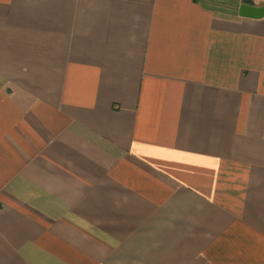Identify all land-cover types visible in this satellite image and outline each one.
<instances>
[{"label": "crops", "instance_id": "0c3cea01", "mask_svg": "<svg viewBox=\"0 0 264 264\" xmlns=\"http://www.w3.org/2000/svg\"><path fill=\"white\" fill-rule=\"evenodd\" d=\"M241 3L0 0V264H264Z\"/></svg>", "mask_w": 264, "mask_h": 264}, {"label": "water", "instance_id": "95a60500", "mask_svg": "<svg viewBox=\"0 0 264 264\" xmlns=\"http://www.w3.org/2000/svg\"><path fill=\"white\" fill-rule=\"evenodd\" d=\"M238 15L247 18L264 17V4L256 6L249 3H241L238 7Z\"/></svg>", "mask_w": 264, "mask_h": 264}, {"label": "trees", "instance_id": "16d2710c", "mask_svg": "<svg viewBox=\"0 0 264 264\" xmlns=\"http://www.w3.org/2000/svg\"><path fill=\"white\" fill-rule=\"evenodd\" d=\"M242 3H248L246 0H242ZM205 6L210 7V8H217L218 5L214 3H209V2H204Z\"/></svg>", "mask_w": 264, "mask_h": 264}, {"label": "rangeland", "instance_id": "374dc122", "mask_svg": "<svg viewBox=\"0 0 264 264\" xmlns=\"http://www.w3.org/2000/svg\"><path fill=\"white\" fill-rule=\"evenodd\" d=\"M214 4H216V3H214ZM216 5H218V4H216ZM218 7H220V4L218 5Z\"/></svg>", "mask_w": 264, "mask_h": 264}]
</instances>
